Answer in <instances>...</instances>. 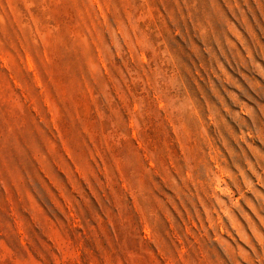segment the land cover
<instances>
[{"label": "rangeland", "instance_id": "1", "mask_svg": "<svg viewBox=\"0 0 264 264\" xmlns=\"http://www.w3.org/2000/svg\"><path fill=\"white\" fill-rule=\"evenodd\" d=\"M0 264H264V0H0Z\"/></svg>", "mask_w": 264, "mask_h": 264}]
</instances>
